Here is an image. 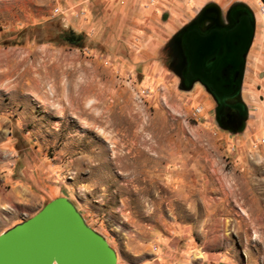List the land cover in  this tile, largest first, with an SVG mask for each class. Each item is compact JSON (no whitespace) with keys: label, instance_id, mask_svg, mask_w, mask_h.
Segmentation results:
<instances>
[{"label":"rangeland","instance_id":"374dc122","mask_svg":"<svg viewBox=\"0 0 264 264\" xmlns=\"http://www.w3.org/2000/svg\"><path fill=\"white\" fill-rule=\"evenodd\" d=\"M210 1L256 16L242 130L171 64L169 41ZM262 4L0 0V234L64 196L120 264L164 249L172 264H264Z\"/></svg>","mask_w":264,"mask_h":264},{"label":"flooded vegetation","instance_id":"af4514ba","mask_svg":"<svg viewBox=\"0 0 264 264\" xmlns=\"http://www.w3.org/2000/svg\"><path fill=\"white\" fill-rule=\"evenodd\" d=\"M252 22L255 13L244 1L224 7L210 1L178 29L177 43L168 48L181 87L200 85L214 101L219 123L229 130L237 129L246 110L235 98L246 78L247 64L242 71L241 62Z\"/></svg>","mask_w":264,"mask_h":264},{"label":"water","instance_id":"95a60500","mask_svg":"<svg viewBox=\"0 0 264 264\" xmlns=\"http://www.w3.org/2000/svg\"><path fill=\"white\" fill-rule=\"evenodd\" d=\"M252 26L253 32L248 36L242 54V71L253 40L255 22H252ZM180 31L173 35L168 46L177 43ZM235 102L245 105L240 90ZM246 117L244 110L235 130L244 128ZM0 264L120 263L117 252L107 239L87 224L69 198L60 196L0 234Z\"/></svg>","mask_w":264,"mask_h":264},{"label":"crops","instance_id":"0c3cea01","mask_svg":"<svg viewBox=\"0 0 264 264\" xmlns=\"http://www.w3.org/2000/svg\"><path fill=\"white\" fill-rule=\"evenodd\" d=\"M163 244H166V241H163ZM172 262H173L172 252L164 249L161 251H155V253L150 258H145V260H143L141 263L136 262L134 264H172ZM122 264H128V263H122Z\"/></svg>","mask_w":264,"mask_h":264},{"label":"bare ground","instance_id":"6f19581e","mask_svg":"<svg viewBox=\"0 0 264 264\" xmlns=\"http://www.w3.org/2000/svg\"><path fill=\"white\" fill-rule=\"evenodd\" d=\"M53 68V67H52ZM71 85V84H70ZM69 85V86H70ZM91 85V84H90ZM38 87H39V85H38ZM92 87V86H91ZM63 88V87H62ZM93 89V88H92ZM92 89H90V87H89V85H85V84H82L81 85V87H80V94H79V96L81 95L82 97L83 96H87L88 94H89V92H90V90H92ZM72 90V89H71ZM78 90V89H77ZM76 93H78V92H76ZM45 94V93H44ZM47 94V93H46ZM93 94V93H92ZM72 95V94H71ZM74 95V94H73ZM72 97V96H71ZM81 97V98H82ZM76 100H77V98H76ZM79 100V99H78ZM82 100V99H81ZM99 119V118H98ZM142 133V132H141ZM144 141V140H143ZM144 142H146V141H144ZM141 144H146V143H141ZM148 144V143H147ZM146 144V145H147ZM150 145V149H152V146H151V144H149ZM145 146V145H144ZM141 145H136L134 148L135 149H141ZM155 148V147H154ZM142 149H145V147H143ZM148 150H149V148H148ZM147 152V151H146ZM137 153H138V151H137ZM139 154V153H138ZM128 155V154H127ZM141 155V154H140ZM146 155V154H145ZM118 158H119V156H117ZM122 157V156H121ZM124 159H125V156H124ZM134 159V158H133ZM120 160V159H119Z\"/></svg>","mask_w":264,"mask_h":264},{"label":"built area","instance_id":"2783aa9c","mask_svg":"<svg viewBox=\"0 0 264 264\" xmlns=\"http://www.w3.org/2000/svg\"><path fill=\"white\" fill-rule=\"evenodd\" d=\"M262 15H264V4L261 5V9H260Z\"/></svg>","mask_w":264,"mask_h":264}]
</instances>
